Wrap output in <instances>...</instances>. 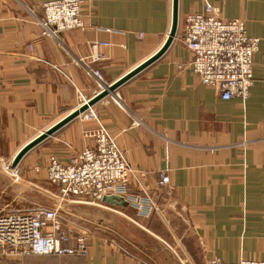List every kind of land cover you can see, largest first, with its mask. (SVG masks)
I'll return each instance as SVG.
<instances>
[{"label":"crops","instance_id":"crops-1","mask_svg":"<svg viewBox=\"0 0 264 264\" xmlns=\"http://www.w3.org/2000/svg\"><path fill=\"white\" fill-rule=\"evenodd\" d=\"M49 1L0 0V121L11 129L45 131L79 107V94L102 89L90 68L104 84L115 82L155 54L172 25L173 0H85V27L58 40L44 37L38 22ZM206 3L225 19H244L248 34L261 39L244 104L201 82L179 30L163 56L93 107L159 207V217L137 216L181 224L186 264L264 260V0H179V22ZM93 124L77 117L46 139L43 164L52 153L68 163L92 146L84 129ZM162 171L170 177L164 185ZM138 186L132 179L131 191ZM97 232L89 233L86 257L20 262L139 264Z\"/></svg>","mask_w":264,"mask_h":264},{"label":"built area","instance_id":"built-area-1","mask_svg":"<svg viewBox=\"0 0 264 264\" xmlns=\"http://www.w3.org/2000/svg\"><path fill=\"white\" fill-rule=\"evenodd\" d=\"M85 7V0L45 2L39 19L42 35L60 40L64 31L84 28ZM179 30L192 55L191 68L201 82L216 89L222 99H239L244 104L254 85V56L261 41L248 34L245 20L225 19L219 6L206 3L203 11L187 14L177 33ZM88 71L104 84L98 70ZM81 95L79 106L89 100ZM79 117L94 122L84 129V136L92 138L94 144L77 152L68 163L51 154L46 169L49 180L59 186L67 200L103 202L105 196L118 195L138 214L148 216L153 208L150 191L140 183L139 171L130 164L114 134L94 107ZM132 178L139 184L138 192L131 191ZM169 181L168 174L160 172V184ZM89 236L88 230L63 218L55 208L39 206L0 213V264H21V258L27 256L86 257ZM207 264H264V260L226 262L214 256Z\"/></svg>","mask_w":264,"mask_h":264},{"label":"rangeland","instance_id":"rangeland-1","mask_svg":"<svg viewBox=\"0 0 264 264\" xmlns=\"http://www.w3.org/2000/svg\"><path fill=\"white\" fill-rule=\"evenodd\" d=\"M102 86L99 84V89ZM44 129H11L6 120L0 121V213L30 210L39 206L60 208L63 218L85 228L90 234L105 231L101 233L103 237L136 257L139 264H186L187 256L182 248L184 229L181 224L177 227L173 221L168 223V218H140L138 216L141 215L132 205L123 209L101 201L63 198L59 186L49 180L47 165L42 160L47 155L46 145L49 141L34 147L12 168V160L17 152ZM151 197L153 208L148 216L154 213L159 217V207L152 194ZM70 207L73 211L68 210Z\"/></svg>","mask_w":264,"mask_h":264},{"label":"water","instance_id":"water-1","mask_svg":"<svg viewBox=\"0 0 264 264\" xmlns=\"http://www.w3.org/2000/svg\"><path fill=\"white\" fill-rule=\"evenodd\" d=\"M179 27V0H173V16H172V25L168 37L162 47L152 56H150L147 60L136 66L134 69L129 71L127 74L116 80L111 84H104L102 89L95 94L93 97L89 98V100L76 108L70 114L56 122L51 127L47 128L45 131H42L40 134L35 136L33 139L28 141L23 147L17 152L15 157L12 160L11 167L15 168L23 159V157L34 147L48 139L49 137L53 136L57 131H59L62 127L66 124L71 122L72 120L76 119L80 116V114L84 113L90 107H93L96 103L103 100L107 96L113 94L120 86L125 84L127 81L132 79L134 76L139 74L145 68L150 66L152 63L157 61L161 56H163L166 51L169 49L171 44L173 43L174 39L176 38L177 32ZM103 203H108L114 206H122L127 207L129 206L128 202L118 196V195H108L103 198ZM60 210V208H58ZM68 210L73 211L70 207Z\"/></svg>","mask_w":264,"mask_h":264}]
</instances>
